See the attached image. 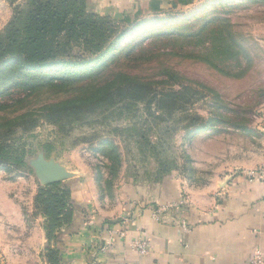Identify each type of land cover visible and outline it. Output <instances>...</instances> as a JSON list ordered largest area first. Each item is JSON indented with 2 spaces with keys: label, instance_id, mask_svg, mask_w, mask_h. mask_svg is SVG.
I'll return each instance as SVG.
<instances>
[{
  "label": "rangeland",
  "instance_id": "rangeland-1",
  "mask_svg": "<svg viewBox=\"0 0 264 264\" xmlns=\"http://www.w3.org/2000/svg\"><path fill=\"white\" fill-rule=\"evenodd\" d=\"M27 2L0 0V33ZM153 3L157 10L149 8ZM87 11L116 20L129 17L123 27L137 19L155 21L131 30L119 49L86 57L90 65L82 70L110 62L112 70L130 72L158 91L184 85L198 94L188 93L172 117L163 116L165 122L152 114H161L154 104L152 109L130 104L81 121L41 120L30 131L18 129L10 144L26 151V166L0 165V264H11L9 255L30 251L38 253L36 264H49L47 249L54 242L47 239L37 198L50 184L39 175L41 167L60 168L67 176L62 182L72 189L97 190L91 203H106L108 211H122L134 189L145 191L143 202L155 211L151 198L159 189L170 195L175 189H221L226 173L248 174L264 166L255 167L264 157V134L257 128L264 116V0H87ZM139 46L154 47L153 54L128 63L124 56ZM7 64L10 71L13 63ZM23 89L21 96L31 92ZM14 91L12 82L0 78L1 104L17 95ZM39 92L28 109L35 115L40 103L59 97L55 91ZM97 204H91L92 211L87 204L80 208L95 214ZM13 205L20 227L6 213ZM33 230L36 251L29 243ZM96 249L82 252L97 255Z\"/></svg>",
  "mask_w": 264,
  "mask_h": 264
},
{
  "label": "trees",
  "instance_id": "trees-1",
  "mask_svg": "<svg viewBox=\"0 0 264 264\" xmlns=\"http://www.w3.org/2000/svg\"><path fill=\"white\" fill-rule=\"evenodd\" d=\"M149 8L157 10L159 6L153 3ZM125 17L116 20L89 13L87 0H28L24 9L15 11L13 20L0 33V78L5 83L12 82L15 89L12 95L17 94L0 103V165L26 166V151L11 145L10 139L18 129L30 131L41 120L54 124L81 121L116 107L124 109L130 104H142L152 109L154 104L161 114H152L165 122L163 116L172 117L188 93L198 94L184 85L178 90L158 91L130 72L112 70L110 62L81 69L90 65L86 57L119 49L131 30L155 21L137 19L123 27L129 22V17ZM153 50L154 47H133L124 58L128 63L135 62L153 54ZM11 62L13 66L8 71L7 63ZM59 67L64 68L60 73L46 72ZM23 88L31 92L21 96L18 90L24 91ZM43 90L55 91L59 97L52 103H40L37 114H32L29 106ZM43 148L52 150L50 145ZM75 192L76 189L58 182L46 186L37 198L47 220V239L54 242V247L47 249L49 264H60L62 236L77 227L79 202Z\"/></svg>",
  "mask_w": 264,
  "mask_h": 264
},
{
  "label": "crops",
  "instance_id": "crops-1",
  "mask_svg": "<svg viewBox=\"0 0 264 264\" xmlns=\"http://www.w3.org/2000/svg\"><path fill=\"white\" fill-rule=\"evenodd\" d=\"M257 128L264 134V116ZM263 163L264 157L255 167ZM236 174L226 173L221 189H175L172 195L159 189L151 198L155 211L143 202V189L129 191L135 195L125 200L122 211H108L103 208L106 203H91L97 190L76 189L77 227L63 234L60 264H251L256 253L264 254V183L249 181L243 172ZM81 204L89 205L91 211V204H97L98 212H83ZM14 206L6 213L12 224L20 227ZM113 229H125L126 237L111 236ZM34 230L29 243L36 251ZM142 238L152 243L145 256L130 249L132 241ZM82 249L98 252L89 256ZM7 259L11 264L39 262L38 253L33 251Z\"/></svg>",
  "mask_w": 264,
  "mask_h": 264
},
{
  "label": "built area",
  "instance_id": "built-area-1",
  "mask_svg": "<svg viewBox=\"0 0 264 264\" xmlns=\"http://www.w3.org/2000/svg\"><path fill=\"white\" fill-rule=\"evenodd\" d=\"M246 177L249 181H255L256 179L264 183V166L260 169L255 170V172H250L246 174ZM111 236L118 235L120 237H126L125 229L111 230L109 232ZM130 249L132 252H135L138 255L145 256L150 253L152 249V243L149 239H137L131 242ZM262 253L259 251L256 253L251 264H263Z\"/></svg>",
  "mask_w": 264,
  "mask_h": 264
},
{
  "label": "water",
  "instance_id": "water-1",
  "mask_svg": "<svg viewBox=\"0 0 264 264\" xmlns=\"http://www.w3.org/2000/svg\"><path fill=\"white\" fill-rule=\"evenodd\" d=\"M38 173L48 184L62 182L67 178L60 168L41 167L38 169Z\"/></svg>",
  "mask_w": 264,
  "mask_h": 264
}]
</instances>
